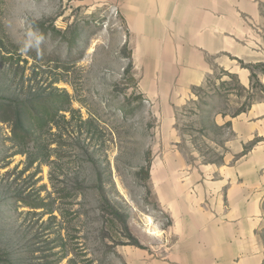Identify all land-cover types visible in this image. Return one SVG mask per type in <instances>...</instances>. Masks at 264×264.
Returning <instances> with one entry per match:
<instances>
[{"label":"rangeland","instance_id":"1","mask_svg":"<svg viewBox=\"0 0 264 264\" xmlns=\"http://www.w3.org/2000/svg\"><path fill=\"white\" fill-rule=\"evenodd\" d=\"M124 2L0 0V264L166 262L150 177L175 86Z\"/></svg>","mask_w":264,"mask_h":264},{"label":"crops","instance_id":"2","mask_svg":"<svg viewBox=\"0 0 264 264\" xmlns=\"http://www.w3.org/2000/svg\"><path fill=\"white\" fill-rule=\"evenodd\" d=\"M124 4L163 39L175 86L150 177L172 223L165 264H264V0Z\"/></svg>","mask_w":264,"mask_h":264}]
</instances>
